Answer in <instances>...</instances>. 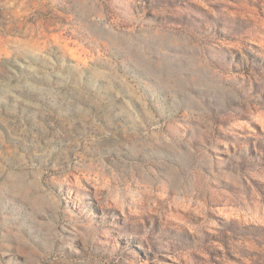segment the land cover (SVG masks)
Segmentation results:
<instances>
[{
  "label": "rangeland",
  "instance_id": "rangeland-1",
  "mask_svg": "<svg viewBox=\"0 0 264 264\" xmlns=\"http://www.w3.org/2000/svg\"><path fill=\"white\" fill-rule=\"evenodd\" d=\"M0 264H264V0H0Z\"/></svg>",
  "mask_w": 264,
  "mask_h": 264
}]
</instances>
